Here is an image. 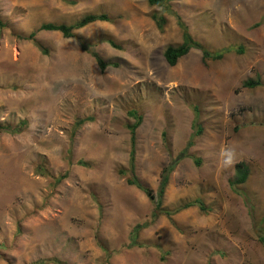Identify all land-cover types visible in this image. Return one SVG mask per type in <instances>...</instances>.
Wrapping results in <instances>:
<instances>
[{"label": "rangeland", "instance_id": "rangeland-1", "mask_svg": "<svg viewBox=\"0 0 264 264\" xmlns=\"http://www.w3.org/2000/svg\"><path fill=\"white\" fill-rule=\"evenodd\" d=\"M171 9L206 48L228 50L224 59L205 63L193 49L169 65L164 51L182 43V30L169 12L160 31L153 14L162 9L148 0H0V124L28 122L20 134L0 131V264H264V0ZM87 15L110 21L74 38L39 32V46L18 37ZM248 80L262 85L244 88ZM131 111L143 117L136 175L155 191L202 130L170 174L162 208L200 199L207 211L154 218L155 205L119 174ZM239 162L250 174L234 187ZM139 224H148L143 246L131 247Z\"/></svg>", "mask_w": 264, "mask_h": 264}, {"label": "trees", "instance_id": "trees-1", "mask_svg": "<svg viewBox=\"0 0 264 264\" xmlns=\"http://www.w3.org/2000/svg\"><path fill=\"white\" fill-rule=\"evenodd\" d=\"M175 1H181V0H148V3L152 7H158L162 9V13H154L153 14V20L156 23V26L160 31L164 30L166 25L168 24V20L165 13H171L175 14L177 18L178 26L182 30V37L183 41L178 46H169L164 51V57L167 61V63L171 66H176L179 61L189 55V53L193 50H200L203 55V61L205 63L209 61H221L224 59L225 54L228 52V50H218V51H211L208 48H206L199 40L195 39L191 33L189 32L188 27L185 25L183 20L179 15H177L172 9L171 4ZM109 22L110 18L107 15H87L78 22L72 24V25H66V24H54V23H47L43 24L41 27H39L36 31L32 32L29 36H18L21 40L31 41L35 43L37 46H39V42L37 40V34L39 32H60L65 38H74L75 34L74 32L76 30L83 29L95 22ZM6 27L4 21L2 20L0 16V30L4 29ZM79 43L81 48L85 51L90 53L97 61L100 69L102 71H105L110 64L106 63L100 55L93 51L91 49V46L83 39L79 38ZM111 46L117 47L116 44L113 41H109ZM45 53H47V50H43ZM241 52H243V49H240ZM262 83L260 81H251L248 80L244 83V88H256L261 86ZM130 116L135 119V123L131 124L128 128L130 131V157L128 160V166L127 168H123L119 171V174L127 177V183L132 186H136L140 190H142L145 195L148 197V199L155 205V209L153 212L154 218H157L161 214H165L168 217L172 218L176 213L183 211L185 209H188L190 207L197 206L203 211H207V208L205 207L204 203L200 199H196L192 202H189L185 204L183 207H180L176 210L170 211L162 208V200L163 196L166 190V187L169 183L170 174L174 171L178 163L185 158L188 150L193 146L194 139L201 133V129L197 130L195 134L193 135L192 139L189 141L188 146L184 151L179 153L177 157L173 160H171L168 167H166L161 176V182L159 185V188L157 191L154 189L144 185L139 178L136 175V159H137V131L140 128V126L143 123V117L138 114L137 111H131ZM84 121L79 122V125H82ZM28 122L22 121L19 126L12 128L10 126H3L0 124V131H7L14 134H20L23 132V130L27 127ZM78 125V126H79ZM74 139V135L72 137V140ZM197 164H201L200 161H197ZM236 169V177L232 181L231 185L234 187H237L238 185H242L246 183V181L249 178L250 170L249 166L246 162H239L235 166ZM67 178L66 175H62L57 179V183L60 184L64 179ZM148 227V224H139L135 227L133 231V237H132V243L131 247H142L143 244L139 242V232L143 229ZM262 241L264 243V237L262 238ZM32 264H68L66 262H63L59 259L53 258V259H40Z\"/></svg>", "mask_w": 264, "mask_h": 264}, {"label": "clouds", "instance_id": "clouds-1", "mask_svg": "<svg viewBox=\"0 0 264 264\" xmlns=\"http://www.w3.org/2000/svg\"><path fill=\"white\" fill-rule=\"evenodd\" d=\"M67 25V24H66ZM139 114V113H138ZM140 115V114H139ZM141 127V126H140Z\"/></svg>", "mask_w": 264, "mask_h": 264}]
</instances>
